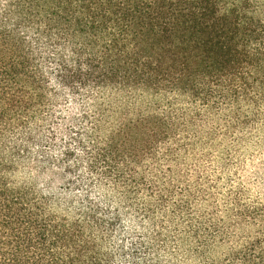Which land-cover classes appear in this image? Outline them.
Wrapping results in <instances>:
<instances>
[{
  "label": "trees",
  "instance_id": "1",
  "mask_svg": "<svg viewBox=\"0 0 264 264\" xmlns=\"http://www.w3.org/2000/svg\"><path fill=\"white\" fill-rule=\"evenodd\" d=\"M263 97L264 0H0V264H112L121 205L184 215L202 264H264V205L193 221L182 162Z\"/></svg>",
  "mask_w": 264,
  "mask_h": 264
},
{
  "label": "rangeland",
  "instance_id": "2",
  "mask_svg": "<svg viewBox=\"0 0 264 264\" xmlns=\"http://www.w3.org/2000/svg\"><path fill=\"white\" fill-rule=\"evenodd\" d=\"M112 101L131 103L121 96H112ZM66 106L67 110H73L70 103ZM251 113L255 114L254 118L237 136L210 150L206 156L182 160L183 169L189 172L193 168L200 174L199 183L206 191L205 196L194 200L193 221H200L203 213L223 214L233 196L242 203L264 205V97ZM49 152L56 155L57 150L51 148ZM36 182L46 193L58 194L62 189L61 181L51 179L49 173L36 177ZM94 188L97 191L93 195L102 199L104 194ZM120 210V222L107 244L112 264H202L190 253L184 215L174 213L171 206L150 217L126 205H121Z\"/></svg>",
  "mask_w": 264,
  "mask_h": 264
}]
</instances>
